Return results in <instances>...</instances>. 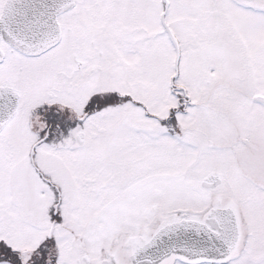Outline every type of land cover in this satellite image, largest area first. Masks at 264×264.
<instances>
[{"label": "snow or ice", "instance_id": "1", "mask_svg": "<svg viewBox=\"0 0 264 264\" xmlns=\"http://www.w3.org/2000/svg\"><path fill=\"white\" fill-rule=\"evenodd\" d=\"M0 264H264V0H0Z\"/></svg>", "mask_w": 264, "mask_h": 264}]
</instances>
